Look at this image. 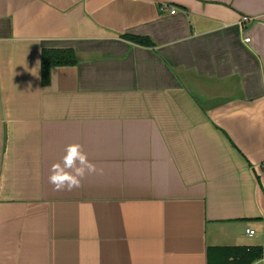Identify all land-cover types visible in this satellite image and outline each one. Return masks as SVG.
<instances>
[{"label": "crops", "instance_id": "0c3cea01", "mask_svg": "<svg viewBox=\"0 0 264 264\" xmlns=\"http://www.w3.org/2000/svg\"><path fill=\"white\" fill-rule=\"evenodd\" d=\"M220 247H264V0H0V264Z\"/></svg>", "mask_w": 264, "mask_h": 264}, {"label": "trees", "instance_id": "16d2710c", "mask_svg": "<svg viewBox=\"0 0 264 264\" xmlns=\"http://www.w3.org/2000/svg\"><path fill=\"white\" fill-rule=\"evenodd\" d=\"M126 40L145 47H152L148 39L124 37ZM76 55L71 50H44L42 52V84L50 85V74L54 67L73 66ZM207 264H264V247H220L210 248Z\"/></svg>", "mask_w": 264, "mask_h": 264}, {"label": "clouds", "instance_id": "9594fccd", "mask_svg": "<svg viewBox=\"0 0 264 264\" xmlns=\"http://www.w3.org/2000/svg\"><path fill=\"white\" fill-rule=\"evenodd\" d=\"M78 147L79 146H75L72 149V153L74 156L77 154V148ZM79 158H80L82 163H84L86 160V157H84L82 153L80 154ZM87 168L90 172L95 171L94 166H92L90 164L87 165ZM83 175H84V169L79 168L76 170V176H60V177L53 176V177H50V181L55 184L57 190H60L61 188H63L65 186L64 182H66L67 187L69 189H71L72 187H79L80 186V179H78V178L83 177ZM57 181H61V182L57 183Z\"/></svg>", "mask_w": 264, "mask_h": 264}, {"label": "built area", "instance_id": "2783aa9c", "mask_svg": "<svg viewBox=\"0 0 264 264\" xmlns=\"http://www.w3.org/2000/svg\"><path fill=\"white\" fill-rule=\"evenodd\" d=\"M160 11H161L162 13H163V12H167V11H169L168 6H166V5H161V7H160ZM177 12H178V11H177L176 9H171V10H170V14H171V15H176ZM248 21H249L248 18H244L243 23L248 22ZM246 42L249 43V42H250V39H246ZM247 233H248V235H250V236H254V235H255V231H252V230H248Z\"/></svg>", "mask_w": 264, "mask_h": 264}]
</instances>
